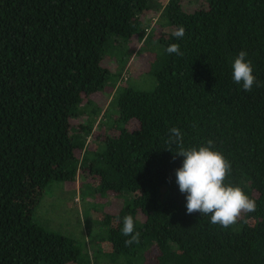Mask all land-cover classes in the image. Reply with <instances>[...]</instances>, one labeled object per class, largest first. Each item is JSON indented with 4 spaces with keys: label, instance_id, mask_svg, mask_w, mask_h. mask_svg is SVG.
<instances>
[{
    "label": "trees",
    "instance_id": "1",
    "mask_svg": "<svg viewBox=\"0 0 264 264\" xmlns=\"http://www.w3.org/2000/svg\"><path fill=\"white\" fill-rule=\"evenodd\" d=\"M149 10L154 83L114 84L102 59L140 33ZM240 51L261 85L250 92L232 78ZM106 88L107 104L95 99ZM172 127L186 148L212 140L256 211L229 228L188 214ZM79 175L122 200L102 218L115 264H264V0H0V264H90L74 239L31 216L51 181ZM129 214L140 242L126 247Z\"/></svg>",
    "mask_w": 264,
    "mask_h": 264
},
{
    "label": "rangeland",
    "instance_id": "2",
    "mask_svg": "<svg viewBox=\"0 0 264 264\" xmlns=\"http://www.w3.org/2000/svg\"><path fill=\"white\" fill-rule=\"evenodd\" d=\"M156 15L153 10L146 11L142 16L145 22L139 33H143V37L137 34L126 42H119L120 50L111 48L103 57L101 63L108 68L111 75H114L110 79L115 82L114 84H126L136 89L152 87L154 80L147 72L150 57L148 51L151 45L144 44V39L151 30L146 29V23L151 27ZM117 53L126 56V61L125 57L124 61L119 60ZM118 72L120 73L117 76ZM107 90L106 88V91L97 95L95 99L107 104L111 95ZM99 118L92 128L94 131H97ZM78 120L75 118L71 121L75 124ZM87 141L91 149L99 145L91 135ZM91 179L90 176L84 178L79 175L75 180L51 181L43 190L31 216L45 230L74 239L90 264H115L110 261L107 227L102 223V218L105 213L119 208L122 200L115 198L111 193L96 192L94 181ZM127 197L129 199L130 195Z\"/></svg>",
    "mask_w": 264,
    "mask_h": 264
},
{
    "label": "clouds",
    "instance_id": "3",
    "mask_svg": "<svg viewBox=\"0 0 264 264\" xmlns=\"http://www.w3.org/2000/svg\"><path fill=\"white\" fill-rule=\"evenodd\" d=\"M173 35L179 40L185 35V28L180 26ZM168 54L183 56L179 44L167 47ZM246 51H240L232 64V78L241 84L245 91H251L253 86H261L254 75L253 62L248 59ZM167 150L174 151L176 156L183 157V163L175 172L176 183L181 193L186 194L188 214L201 213L210 216L212 224L229 228L238 223L243 213L256 211V200L250 197L239 185L228 182L232 165L219 150H214L212 140L199 147L184 146V134L178 127L169 129ZM122 235L130 237L125 240V246L139 244L140 233L136 231V221L131 214L123 218Z\"/></svg>",
    "mask_w": 264,
    "mask_h": 264
}]
</instances>
